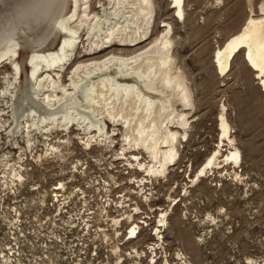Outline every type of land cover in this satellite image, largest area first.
<instances>
[{
  "label": "rangeland",
  "instance_id": "obj_1",
  "mask_svg": "<svg viewBox=\"0 0 264 264\" xmlns=\"http://www.w3.org/2000/svg\"><path fill=\"white\" fill-rule=\"evenodd\" d=\"M12 1L21 0L1 2L4 29L16 15L9 11ZM157 1L160 18L171 20L168 1ZM185 14L174 23V51L195 108L176 165L146 177L135 162L131 167L116 157L115 148L60 144L62 155L53 159L48 152L42 164L31 158L45 146L27 151L23 184L4 185L0 177V251L15 247L13 264H264V93L242 54L223 74L213 59L240 29L247 3L186 0ZM221 114L240 152L235 163L228 159L233 147L222 137ZM214 151L216 164L200 174Z\"/></svg>",
  "mask_w": 264,
  "mask_h": 264
},
{
  "label": "bare ground",
  "instance_id": "obj_2",
  "mask_svg": "<svg viewBox=\"0 0 264 264\" xmlns=\"http://www.w3.org/2000/svg\"><path fill=\"white\" fill-rule=\"evenodd\" d=\"M166 1L165 16L171 20L160 18L157 0L11 2L9 11L16 15L5 21L8 29L0 24L4 185L23 184L30 165L26 154L40 145L46 149L31 158L34 164H42L48 152L53 159L62 155L60 144L76 142L88 150L93 145L115 148L116 157L126 158L131 167L135 162L146 177L165 175L176 165L195 103L174 51V23L185 21L186 0ZM1 2L6 0H0V8ZM253 2L246 0L247 17L215 50L213 59L223 74L242 54L264 93V3L255 7ZM43 23L46 29L41 30ZM26 50L29 55L24 57ZM226 115L220 117L221 132L233 147L228 159L235 163L240 152L233 145ZM142 154L148 162L141 160ZM217 154L207 157L200 174L216 164ZM160 215L165 224L166 210Z\"/></svg>",
  "mask_w": 264,
  "mask_h": 264
},
{
  "label": "built area",
  "instance_id": "obj_3",
  "mask_svg": "<svg viewBox=\"0 0 264 264\" xmlns=\"http://www.w3.org/2000/svg\"><path fill=\"white\" fill-rule=\"evenodd\" d=\"M19 251L15 247H7L0 251V264H13L12 259L18 257Z\"/></svg>",
  "mask_w": 264,
  "mask_h": 264
}]
</instances>
